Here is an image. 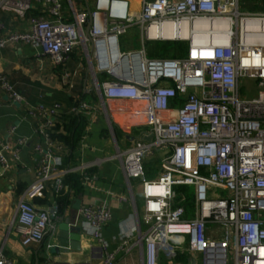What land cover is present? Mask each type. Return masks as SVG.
<instances>
[{"label":"built area","instance_id":"1","mask_svg":"<svg viewBox=\"0 0 264 264\" xmlns=\"http://www.w3.org/2000/svg\"><path fill=\"white\" fill-rule=\"evenodd\" d=\"M35 1L41 12L30 15L25 28L2 32L0 24V49L23 43L61 65L80 46L91 63V86L102 109L107 99L147 103L148 129L116 154L125 176L140 186L146 228L141 231L138 223L137 240L143 243L144 263L157 264L161 251L172 258L184 246L181 250L200 253V264H264V12H241L239 0H138L136 7L131 0H94L92 8L87 0L81 8L73 0ZM130 25L138 26L145 40L186 41L187 49L176 58L147 57L144 48L121 51L119 36ZM97 73L106 78L99 80ZM62 75L67 80L70 73ZM244 79L256 80V96H241ZM0 89L26 107L47 144H35L41 155L36 178L17 203L21 244L28 246L44 239L55 217L31 200L43 195L47 181L56 180L59 188L61 175L85 174L94 165L56 168L64 150L55 135L58 118L64 111L94 109L83 100L67 110L59 102L29 103L2 74ZM7 148L0 143L4 169L10 167ZM155 152L161 153L160 169L151 179L144 160ZM180 185L194 187V217L174 205L173 187ZM80 214L82 232L103 255L98 264H114L101 233L110 209L84 206ZM0 264H12L1 251Z\"/></svg>","mask_w":264,"mask_h":264},{"label":"crops","instance_id":"2","mask_svg":"<svg viewBox=\"0 0 264 264\" xmlns=\"http://www.w3.org/2000/svg\"><path fill=\"white\" fill-rule=\"evenodd\" d=\"M5 1L0 4V24L4 27L2 32L25 28L28 17L41 12L35 0ZM76 2L77 5L86 7L82 0ZM134 2L137 6V2ZM239 10L263 13L264 0H239ZM78 50L79 53L72 51L63 64L54 65L47 56L38 57L36 49L23 43L0 49V74L29 103L51 104L59 100L68 105L65 108L67 110L72 104L83 100L94 109L75 116L64 111L59 116L56 138L62 142L64 150L57 160L56 168L63 170L81 162H94V165L85 174L71 172L61 175L59 188L56 180L47 181L43 195L34 197L31 201L37 208L47 210L51 216H57V221L68 218L70 228H80L81 207L107 206L111 219L101 228L102 236L108 243L104 252L114 253V264H145L143 243L137 240L138 223L141 231L146 228L141 222L143 201L139 196L140 186L137 180H128L121 159L116 154L126 149L132 139L148 129V106L144 100L107 99L105 109H102L99 97L91 86V63L83 49L80 47ZM63 70L70 73L67 80H63ZM97 75L99 80L106 78L103 73ZM172 105L176 106L177 102H172ZM76 116L77 129L73 147L70 148L71 145L65 142L64 136L75 129L72 121ZM36 126L37 121L29 115L26 107L11 102L7 93L0 89V143L8 145L4 154L10 163L8 169L0 164V251L12 264H46L47 261L58 264H98L103 256L100 247L81 228L79 250L53 252L58 245L57 225H49L40 243L28 246L21 244L17 203L23 191L36 178L41 155L35 150V144L47 146L44 136L36 131ZM19 138H25L26 143L19 144ZM159 169L160 164L158 171ZM68 175L75 176L77 184L68 182ZM85 176L88 178L85 179ZM146 176L153 178L152 171ZM174 205L181 204L174 202ZM59 207H63L61 211ZM184 208L185 217L195 216L194 203L190 209ZM54 218L52 223L55 222ZM124 231L128 235L121 238ZM200 257L199 252L181 250L179 254L169 258L161 251L158 253L157 264H200Z\"/></svg>","mask_w":264,"mask_h":264},{"label":"rangeland","instance_id":"3","mask_svg":"<svg viewBox=\"0 0 264 264\" xmlns=\"http://www.w3.org/2000/svg\"><path fill=\"white\" fill-rule=\"evenodd\" d=\"M75 6L77 5L76 0H73ZM84 6H86V2L82 0ZM94 0H87V5L89 8L93 7ZM133 7L136 6V3L131 0ZM225 11H230L231 7L227 6L224 8ZM183 42V43H182ZM186 44V41H160V40H145L140 35L139 27L136 25H130L127 27L126 32L119 36V48L121 51H133L144 48L147 57H168V58H176L180 56H171V53L174 52V48L178 44ZM80 46L76 47L74 50L79 53ZM73 50V51H74ZM78 56V54H77ZM75 56V58L77 57ZM63 70L62 72H64ZM102 77L100 76V79ZM257 82L255 79H244L240 82V93L244 98H251L256 96L257 94ZM161 153H155L146 159L145 165L150 168L152 171L153 178L158 175V164L160 163ZM151 178V179H153ZM176 195V200L179 201L183 206L192 205L194 203V187L192 185H182V187L174 186L173 187ZM216 192H219L217 190ZM178 202V203H179ZM184 246H179L176 249V252L179 254L181 252V248ZM186 248V245H185Z\"/></svg>","mask_w":264,"mask_h":264},{"label":"water","instance_id":"4","mask_svg":"<svg viewBox=\"0 0 264 264\" xmlns=\"http://www.w3.org/2000/svg\"><path fill=\"white\" fill-rule=\"evenodd\" d=\"M90 23L86 26V34H88ZM150 140V137L147 138ZM57 225V232H56V239L58 242V245L53 249V252L55 253H66L70 250H79L80 249V228L79 227H73L70 228L68 224V218H64L63 221H55L53 223V227ZM68 246V248H67ZM46 264H58V263H52L50 261H47ZM59 264H69V263H59Z\"/></svg>","mask_w":264,"mask_h":264},{"label":"trees","instance_id":"5","mask_svg":"<svg viewBox=\"0 0 264 264\" xmlns=\"http://www.w3.org/2000/svg\"><path fill=\"white\" fill-rule=\"evenodd\" d=\"M183 43V42H182ZM178 44L175 48H174V52L171 53V56H182L186 49H187V45L186 44ZM54 102H59L64 108H68V105L65 104L64 102H61L59 100L57 101H54ZM53 102V103H54ZM75 104V103H74ZM73 105V104H72ZM75 116V115H73ZM77 116L73 119L74 121H72V123L76 126L75 129L73 131L70 132V134L68 135H65L64 136V140L66 143H69L71 145L70 148L73 147V143H74V135H75V131L77 129ZM74 133V134H73ZM56 135V134H55ZM144 168H145V174H148L150 175L151 173V170L149 169V167H147V164L145 165V161H144ZM67 181L70 182V183H73V185L77 184V181H76V178L75 176H71V175H68L67 177ZM179 187H182V185H180ZM175 202L178 203V201L175 199ZM181 204V203H180ZM182 205V204H181ZM185 207L187 209H190L191 208V205H188L187 203H185ZM63 207H59V210L61 211Z\"/></svg>","mask_w":264,"mask_h":264},{"label":"bare ground","instance_id":"6","mask_svg":"<svg viewBox=\"0 0 264 264\" xmlns=\"http://www.w3.org/2000/svg\"><path fill=\"white\" fill-rule=\"evenodd\" d=\"M134 1H136V2H137L138 0H134Z\"/></svg>","mask_w":264,"mask_h":264}]
</instances>
